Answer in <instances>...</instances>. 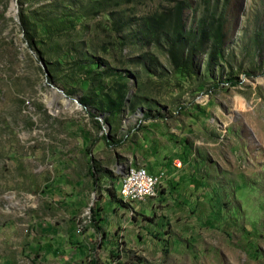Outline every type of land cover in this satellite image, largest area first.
Listing matches in <instances>:
<instances>
[{
  "label": "rangeland",
  "instance_id": "obj_1",
  "mask_svg": "<svg viewBox=\"0 0 264 264\" xmlns=\"http://www.w3.org/2000/svg\"><path fill=\"white\" fill-rule=\"evenodd\" d=\"M0 264H264V0H0Z\"/></svg>",
  "mask_w": 264,
  "mask_h": 264
},
{
  "label": "bare ground",
  "instance_id": "obj_2",
  "mask_svg": "<svg viewBox=\"0 0 264 264\" xmlns=\"http://www.w3.org/2000/svg\"><path fill=\"white\" fill-rule=\"evenodd\" d=\"M134 173H139V174H144L146 178H154L155 181L153 183V190L154 191H148L145 192L142 196V202L154 198L157 193H158V188L161 185V177L151 174L146 167L141 166V167H134L130 166L125 170V173L122 175L120 184L121 182H127L129 178L133 177ZM118 197L125 203H131L132 201V196L125 195V188H121Z\"/></svg>",
  "mask_w": 264,
  "mask_h": 264
},
{
  "label": "built area",
  "instance_id": "obj_3",
  "mask_svg": "<svg viewBox=\"0 0 264 264\" xmlns=\"http://www.w3.org/2000/svg\"><path fill=\"white\" fill-rule=\"evenodd\" d=\"M154 178H146L144 174L134 173L133 177L127 182H121V188H125V195L132 196L133 202H142V196L145 192L154 191Z\"/></svg>",
  "mask_w": 264,
  "mask_h": 264
},
{
  "label": "trees",
  "instance_id": "obj_4",
  "mask_svg": "<svg viewBox=\"0 0 264 264\" xmlns=\"http://www.w3.org/2000/svg\"><path fill=\"white\" fill-rule=\"evenodd\" d=\"M220 26H221V25L218 24V27H220ZM104 139H105V144L108 145L107 140H106V136L104 137ZM90 166H91V167H90V170H91V173H90V174H91V176H92V181H93V183H94V182H96V179H95L94 174H93V171H92V170H93V166H92V164H91Z\"/></svg>",
  "mask_w": 264,
  "mask_h": 264
},
{
  "label": "water",
  "instance_id": "obj_5",
  "mask_svg": "<svg viewBox=\"0 0 264 264\" xmlns=\"http://www.w3.org/2000/svg\"><path fill=\"white\" fill-rule=\"evenodd\" d=\"M59 91V93L61 94L62 97H64L68 102H70L71 100L69 98H67V96L65 95V93H63V91L61 89H57ZM74 102L76 103V100H74Z\"/></svg>",
  "mask_w": 264,
  "mask_h": 264
},
{
  "label": "crops",
  "instance_id": "obj_6",
  "mask_svg": "<svg viewBox=\"0 0 264 264\" xmlns=\"http://www.w3.org/2000/svg\"><path fill=\"white\" fill-rule=\"evenodd\" d=\"M141 166H144V167H145V165H135L134 167H141ZM146 169H147L151 174H153V173L149 170V168L146 167ZM124 173H125V171H124ZM124 173H123V174H124ZM120 180H121V178H120ZM118 198H119V197H118Z\"/></svg>",
  "mask_w": 264,
  "mask_h": 264
}]
</instances>
